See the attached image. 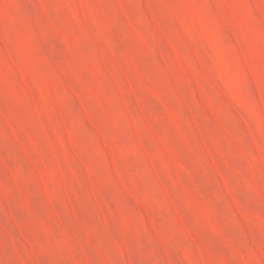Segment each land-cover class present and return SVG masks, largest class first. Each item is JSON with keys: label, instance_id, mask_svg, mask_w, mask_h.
Wrapping results in <instances>:
<instances>
[{"label": "rangeland", "instance_id": "1", "mask_svg": "<svg viewBox=\"0 0 264 264\" xmlns=\"http://www.w3.org/2000/svg\"><path fill=\"white\" fill-rule=\"evenodd\" d=\"M0 264H264V0H0Z\"/></svg>", "mask_w": 264, "mask_h": 264}]
</instances>
